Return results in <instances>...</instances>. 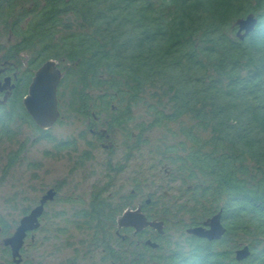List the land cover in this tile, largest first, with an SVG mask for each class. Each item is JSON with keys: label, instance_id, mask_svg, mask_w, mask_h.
Segmentation results:
<instances>
[{"label": "trees", "instance_id": "obj_1", "mask_svg": "<svg viewBox=\"0 0 264 264\" xmlns=\"http://www.w3.org/2000/svg\"><path fill=\"white\" fill-rule=\"evenodd\" d=\"M251 14L258 23L241 40L236 22ZM2 33L15 43L0 69L23 52L33 57L0 103V144L15 139L17 122L35 127L23 106L34 72L50 59L67 64L59 100L69 93V109L90 120L96 137L95 119L104 115L109 131H126L135 144L128 125L139 107L150 117L138 126L140 140L155 128L183 137L163 159L188 186L189 199L167 217L185 224L187 216L184 232L222 216L221 241L185 235V244H165L158 263L264 264V0H0ZM22 152L10 156L7 169ZM101 192L76 215L93 240L118 254L112 245L124 208ZM0 230L9 236L1 216ZM246 246L251 255L238 262L236 252Z\"/></svg>", "mask_w": 264, "mask_h": 264}, {"label": "rangeland", "instance_id": "obj_2", "mask_svg": "<svg viewBox=\"0 0 264 264\" xmlns=\"http://www.w3.org/2000/svg\"><path fill=\"white\" fill-rule=\"evenodd\" d=\"M69 19L74 24V19ZM14 43L7 33H2L0 68L5 65L6 50ZM32 57L33 53L26 51L10 60L11 73L17 72L21 78L30 68ZM66 66L59 64L64 74ZM68 99L69 93L60 98L61 118L50 130L41 131L35 124L34 127L17 122L13 126L15 139L0 144V216L9 229V236L49 190L57 192L55 200L45 206L40 229L33 239L27 238L23 259L29 264H57L74 254H89L93 231L87 225H79L83 219L76 213L87 210L101 190V196L112 206H123L120 216L126 209H135L151 199L153 208L150 210L154 217L167 224L161 245L185 244L187 237L182 227L189 224L188 217L182 215L181 219L186 222L179 224L176 217L164 214L166 210L175 213L174 209L189 199L188 186L173 175L175 167L163 159L166 149L183 141V137L179 133L172 134L168 128H155L148 130L140 140L138 126L150 121L144 107L135 109L128 125L130 134L138 136L135 144L131 136L124 134L126 131H109L104 115L96 126L101 136L98 133L96 137L91 133L90 120L73 113ZM170 130L177 132L178 127ZM61 143L70 145L62 148ZM109 145L112 148L107 149ZM20 149L23 152L18 162L7 169L10 156ZM84 152L90 154L89 159L83 157ZM168 169L172 173L168 174ZM9 236L2 235L0 230V264H14L11 252L8 253L3 244ZM164 247L158 255L168 253V246ZM91 254L101 255V248L97 246Z\"/></svg>", "mask_w": 264, "mask_h": 264}, {"label": "water", "instance_id": "obj_3", "mask_svg": "<svg viewBox=\"0 0 264 264\" xmlns=\"http://www.w3.org/2000/svg\"><path fill=\"white\" fill-rule=\"evenodd\" d=\"M258 23V18L251 14L246 18L239 19L236 26L239 27L238 37L243 40L252 33ZM3 70H0V74ZM65 77V74L59 67L56 60L46 61L36 72L28 88V93L23 99V106L30 116L31 120L41 131L50 130L61 118L59 108V88ZM15 88L11 77H6L0 82V93L6 92V96L0 103H5L11 91ZM57 192L55 189L49 190L28 215L24 216L14 234L7 237L3 244L10 249L14 264H21L22 249L29 233H35L41 227V218L45 212V206L48 202L55 200ZM119 229L134 228L139 233L147 228H153L160 233L164 232V222L149 221L141 208L127 209L117 220ZM187 233L195 238L204 239L209 242L221 241L226 234V228L222 223L221 214H217L205 221L202 225L189 228ZM147 245L152 248H159V244L151 240ZM251 255L248 246L239 249L236 252V260L242 262Z\"/></svg>", "mask_w": 264, "mask_h": 264}, {"label": "flooded vegetation", "instance_id": "obj_4", "mask_svg": "<svg viewBox=\"0 0 264 264\" xmlns=\"http://www.w3.org/2000/svg\"><path fill=\"white\" fill-rule=\"evenodd\" d=\"M0 70H3V73L0 74V82L3 81L6 77H11L12 83L17 84V80L20 77L17 72H14V73L10 72V70H12L11 66H8L6 68L4 67L3 69H0ZM1 94L2 96H4L6 92L1 93ZM95 120L97 123L100 122V119L98 118H96ZM92 133L94 134L95 131L92 130ZM106 148L110 149L112 147L109 145V146H106ZM166 172L168 174L172 173V171H169V169L166 170ZM151 203H152V200L147 199L145 201V205L140 204L135 209L141 208L142 212L145 214V216L148 218L149 221L164 222V232L163 233H160L158 230H155L153 228H147L139 233H136L134 228L119 229L118 225H116L115 234L119 240L115 241L112 247L114 250L119 252L118 254H109L108 244L106 243V245H104L105 241L100 242V240L94 239L91 242V248H89L88 250L90 252L89 254L88 252L84 254H74L68 257L67 260L58 261L57 264H159L158 262L160 261L162 256L158 255L157 253L159 252V249L162 246L161 243L163 241V238L165 237L167 233V229H166L167 224L165 220L157 219L154 217L152 210H150L153 208V205ZM32 210H30L26 215H28ZM43 216L41 218V223H42ZM189 228L185 229L186 235L189 237H193L187 233V230ZM29 237L33 239L34 233H29L27 238ZM149 240L158 243L159 248L155 249V248L148 246L147 241ZM25 244H26V241H25ZM97 246L101 248L102 254L101 255L91 254L94 252ZM22 250H24V248ZM129 250H131L132 253H127V254L121 253L123 251H129ZM22 259H23V256H22ZM21 264H29V263L27 260L23 259Z\"/></svg>", "mask_w": 264, "mask_h": 264}]
</instances>
